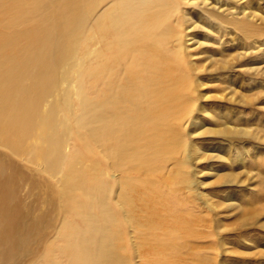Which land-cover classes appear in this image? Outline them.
Segmentation results:
<instances>
[{
	"label": "rangeland",
	"instance_id": "374dc122",
	"mask_svg": "<svg viewBox=\"0 0 264 264\" xmlns=\"http://www.w3.org/2000/svg\"><path fill=\"white\" fill-rule=\"evenodd\" d=\"M12 1L0 28L14 115L24 112L7 114L0 136L2 264H164L157 255L165 264H264V0H170L184 56L171 63L183 64L191 85L178 128L188 147L140 182L113 177L104 151L119 132L107 143L100 124L101 112L113 113L114 88L131 80L119 56L131 40L125 0H46L54 21L43 34L47 22L16 14ZM41 62L51 65L38 88ZM29 118L22 140L18 126ZM103 181L119 239L103 222ZM127 211L140 228L157 213V231L136 233Z\"/></svg>",
	"mask_w": 264,
	"mask_h": 264
},
{
	"label": "bare ground",
	"instance_id": "6f19581e",
	"mask_svg": "<svg viewBox=\"0 0 264 264\" xmlns=\"http://www.w3.org/2000/svg\"><path fill=\"white\" fill-rule=\"evenodd\" d=\"M10 1L11 0H0V14L9 11V9L6 10V7L8 6L7 3ZM15 3L16 6L13 9L16 14L38 15V20L47 22L46 26L37 30L39 33L51 32L54 17L48 16V14L51 15L53 13L52 8L55 6H51L50 2L46 0H16ZM170 4V0L164 3H159V0H125L124 3H122L121 16L129 24V35L131 36V40L128 49L120 52L119 56L123 62H127L126 70H128L131 80L128 83H119L114 88L110 106L113 113L108 115L107 113L101 112L100 115V124L106 133L107 143H111L109 142L110 139L113 140L120 137L119 141L116 140L117 143L111 144V149H107L105 146L104 151L105 153H109L108 155L114 160L113 163L109 162L110 164L107 166L110 169H116L113 177H118V181L122 179V177H131L130 179H137L139 181L138 178L141 176H148L152 173L151 171L156 170L155 166L152 164L160 162L166 165L174 159L177 160L179 157L176 156L180 154V151L186 152V148L188 147L187 144L182 143L183 138L180 136L178 128L181 127L180 122L188 117L189 112H191L188 105L182 101L189 95L191 85L184 80V74L187 72L184 70L183 64L180 66L172 65L171 63L181 62L184 56L180 49V30L173 26L175 15L172 11L169 12L165 10ZM0 23H4L1 17ZM24 23L26 22L22 24ZM111 24L113 27L120 26V22L115 20H113ZM57 25L60 27L61 24L57 22ZM177 25L179 26V24ZM2 28L6 29L7 27L4 24ZM2 28H0V136H4L5 134V119L7 114H11L15 120H17L18 114L24 112L22 108H18L17 115H14V110L16 108L14 101L15 86L12 83V77L6 70V59L8 54L3 51L8 49V36L2 33ZM121 40L122 39H118L117 44ZM103 42H105V40H103ZM12 44L15 47H21L18 42V35L12 37ZM38 63L39 62H17L19 66L25 68L35 67ZM50 65L51 62H41V70L35 77L38 88L40 86L39 84L47 81L45 76L46 72L49 71ZM9 86L10 89H8ZM34 89H37V85ZM46 114L50 115L49 112ZM46 118L49 119L50 116ZM27 122V124L18 126L21 131L22 140L25 139V136L30 134L28 128L30 127L31 119L29 118ZM143 128L146 130L145 136L143 135ZM124 131L130 132V136L127 134L125 135ZM117 132H119L118 137ZM185 141L186 140H184V142ZM183 144L187 146L185 149L183 148ZM102 148L103 146L101 145L100 149L102 150ZM188 153L189 151L186 154ZM110 157L109 160H111ZM129 162L130 167L125 169L118 168L122 164H129ZM179 164L183 165V162ZM124 166L129 165L125 164ZM117 171L120 172L118 176L116 175L118 174ZM155 179H157V177ZM158 179L160 180L161 177L159 176ZM122 183L121 191L124 192V184L122 185ZM104 184L107 198L103 200L101 207V212L104 214L103 222L106 227H111L115 230L117 238L119 236L121 238L120 232L110 226V222L108 221L110 217L114 221L115 218L111 216L107 206L108 184L106 182H104ZM148 189L156 190V188L150 186H148ZM148 201L150 200L147 198V202ZM151 202H153V200H151ZM2 215L3 202L0 198V216ZM144 219L146 221L145 228H140L141 225L132 217V213L127 211V223L136 233L147 231L148 233L154 234L155 231H157L156 226L161 221V216L155 212H151L150 215L146 214ZM175 233H177V230H175ZM3 243V232L0 226V264H2ZM160 243L162 242L160 241L159 244ZM150 246H152V244H150ZM155 259H157V262L162 261L164 264L168 260L167 258H160V255H157V258H154V260ZM149 261L153 262V258Z\"/></svg>",
	"mask_w": 264,
	"mask_h": 264
}]
</instances>
